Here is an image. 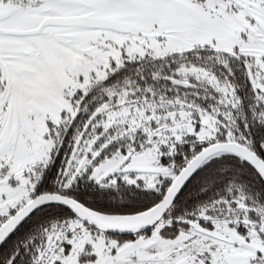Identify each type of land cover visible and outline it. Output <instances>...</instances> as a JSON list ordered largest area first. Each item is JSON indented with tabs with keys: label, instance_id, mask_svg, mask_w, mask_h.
Here are the masks:
<instances>
[{
	"label": "snow or ice",
	"instance_id": "6c2138e0",
	"mask_svg": "<svg viewBox=\"0 0 264 264\" xmlns=\"http://www.w3.org/2000/svg\"><path fill=\"white\" fill-rule=\"evenodd\" d=\"M0 264H264V0H0Z\"/></svg>",
	"mask_w": 264,
	"mask_h": 264
}]
</instances>
